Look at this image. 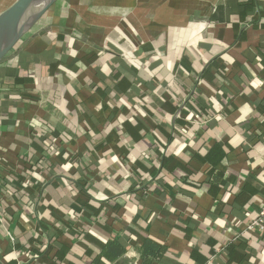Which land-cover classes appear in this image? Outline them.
Listing matches in <instances>:
<instances>
[{"label":"crops","instance_id":"0c3cea01","mask_svg":"<svg viewBox=\"0 0 264 264\" xmlns=\"http://www.w3.org/2000/svg\"><path fill=\"white\" fill-rule=\"evenodd\" d=\"M1 62L0 264H264V0H55Z\"/></svg>","mask_w":264,"mask_h":264},{"label":"trees","instance_id":"16d2710c","mask_svg":"<svg viewBox=\"0 0 264 264\" xmlns=\"http://www.w3.org/2000/svg\"><path fill=\"white\" fill-rule=\"evenodd\" d=\"M3 63H5V62H0V65H2ZM146 69L148 70V68H146ZM148 71L150 74L154 73V71L152 69H150ZM34 73H33V75L36 78V72H34ZM197 112H195V113H197ZM197 116H198V118H197L198 123L205 121L204 119L199 117V115H197ZM195 130H196V128L194 126H188V127L182 128L178 125H174V127L171 128L169 142H165V141H161L160 139H157L155 147L159 151L161 150L160 153L162 155V159L167 160V159L171 158L175 154V152H177L179 149L182 148V146L184 145V143H186L187 140L192 139L194 141L193 135L195 134ZM45 132L51 133V130L42 129L41 132H39V133L37 132V135L35 137L39 138V139H43L44 144L47 145V147H51L52 149H54L55 152L58 151V153L61 154V152L59 151V145L57 144V142L55 140V136L51 133L50 135H52V136H50L49 139H45L44 137H47ZM40 165H42L41 162L38 164V166L31 167L30 169L27 168V169H29L28 172L35 173L38 170V168L40 167ZM142 174H146V176H150L147 173H142ZM169 176L170 175L167 172L162 170L160 172H157L154 175V179L158 180L160 182H163L167 186L174 187V185L171 182V178ZM188 185H191V184L188 183ZM95 197L97 200L102 198L100 195H95ZM122 250L123 249L119 248L118 244L108 243L105 247H103V254L106 256V258H107V256L110 258L111 257L115 258L116 256H118L120 254V252H122ZM149 251H153L154 252L153 254L155 257H161V255L163 253V247L157 245L156 243H154L151 240L146 238L145 242H144V246H143V254L145 255V253H148Z\"/></svg>","mask_w":264,"mask_h":264},{"label":"water","instance_id":"95a60500","mask_svg":"<svg viewBox=\"0 0 264 264\" xmlns=\"http://www.w3.org/2000/svg\"><path fill=\"white\" fill-rule=\"evenodd\" d=\"M55 0H15L0 13V62L36 24ZM37 12L23 23L30 12Z\"/></svg>","mask_w":264,"mask_h":264},{"label":"built area","instance_id":"2783aa9c","mask_svg":"<svg viewBox=\"0 0 264 264\" xmlns=\"http://www.w3.org/2000/svg\"><path fill=\"white\" fill-rule=\"evenodd\" d=\"M256 230L264 232V209L248 224V231L254 232Z\"/></svg>","mask_w":264,"mask_h":264},{"label":"bare ground","instance_id":"6f19581e","mask_svg":"<svg viewBox=\"0 0 264 264\" xmlns=\"http://www.w3.org/2000/svg\"><path fill=\"white\" fill-rule=\"evenodd\" d=\"M36 13H37V12L35 11V12H30L29 14H27V15L25 16L24 20H23V23H25V22L29 21L31 18H33V17L35 16Z\"/></svg>","mask_w":264,"mask_h":264}]
</instances>
